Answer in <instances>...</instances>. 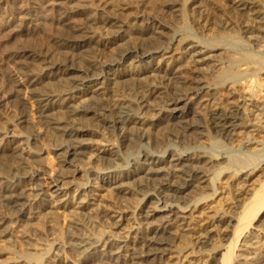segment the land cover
I'll return each mask as SVG.
<instances>
[{"label":"bare ground","instance_id":"obj_1","mask_svg":"<svg viewBox=\"0 0 264 264\" xmlns=\"http://www.w3.org/2000/svg\"><path fill=\"white\" fill-rule=\"evenodd\" d=\"M55 1H60V4H68L75 0ZM115 1L117 0H101L97 4L102 14L106 15L107 13L110 16L106 25H103L104 32L106 31L107 34L111 32L112 28L115 29V32L116 30L121 31L122 27L127 24V19L130 20L128 17L140 18L143 15L146 16L149 11L148 0H128L129 2L124 3L123 6L114 9L117 6L114 7L111 4ZM203 1L205 0H194L193 4L195 6L198 2L201 4ZM8 2L9 0H0V10H5L6 6H9ZM160 2L154 10L161 7L176 11V7L179 5L178 0H162ZM217 2L219 1L217 0ZM221 3H225V5L227 3L230 7L246 13L243 19L239 18L240 21L242 20L240 29L249 45H256L263 51L264 7H260V4L252 0H221ZM214 9L215 12L210 13V16L209 14L208 16H197L196 23L203 26L202 28L210 24L211 26L217 24L223 30L233 27L230 16L222 13L218 4L213 6V11ZM227 12L229 13V11ZM72 18V16L65 15L60 21V24L65 26L61 29L60 39L63 40V37L74 38L75 41L58 46V52L61 54L58 59L53 58V54L49 50L25 47L8 56L11 59L10 62L19 65V67H13L12 73L10 72L13 79L18 81L14 80L13 91L6 93L0 88V106L5 104L4 102L10 97L18 98L20 109L17 110L15 121L22 125L27 123L31 117L30 124L34 121L35 130L27 137L30 139L29 144L32 142L34 146H37V149L31 152L25 150V146L23 147L22 142H19L15 136H9L3 141L0 148V171L6 174V178L11 177L12 179L0 188V208L10 213L7 215L0 212V227L9 221L25 222L29 217L27 216L29 212L45 211L47 213L51 210L54 211V214L57 212L63 215H59V218L63 217L61 225H64L65 219L67 220L64 212L68 207L74 205L76 209H86L89 202L87 204L86 198L83 196H80L82 197L80 200L65 201L61 204H56L57 199L55 198L65 195L66 190L69 189L68 185L77 178V175L78 177L81 175V171V173L89 174L93 167L97 170H108L111 167L116 169L120 165L113 160L111 162V160L105 159L104 155L112 154V149L95 150L92 144L85 142L89 139L86 138L87 135L102 136L104 141L110 144L118 142L124 149L133 151L137 147L140 156L136 159L133 158L132 164L127 162L128 164L126 163L127 165L121 169L122 171L116 172V170L109 169L110 171L104 173L107 175L106 177L100 176V192L111 191V194L113 192L115 195H120L122 201L130 198L127 195H131V193L142 195L143 198L138 201L142 204L137 215L135 214V218L144 221L155 219L159 211H163L165 214L159 216L161 219H166L163 220L164 222L161 220L162 223L158 227L145 230L137 229L138 231L136 230L131 236L132 239L129 242L120 240L125 243L123 245L116 241L119 239H111L105 235L106 238L101 241L102 250L105 253L102 258L95 257V252H97L95 250H99V248L93 241L94 238L84 237L75 232L80 230L78 228L80 223L76 227L71 226L73 228L71 232L68 231V234L64 236L66 241L62 246L63 257L52 258L54 264H87L94 260L98 261L96 264H149L150 260H154L152 261L154 264H264V243L259 238L264 234V159L262 158L263 160L256 164H246L247 161L244 158L246 163L241 164L242 170H238L240 163L237 164L234 161L230 166L225 165L218 168L220 164L227 163L225 151L221 149L217 150V154H213L205 144H201V148L195 144L198 139L205 137V133H208L216 139L215 144L217 143L219 148H223L226 144L233 146L234 143L241 142L245 148L250 149V146L256 142L257 136H260L259 138L264 136V115L258 114L260 103L254 97L255 88H261L264 84L262 80L257 79V76L254 77L256 72H253V68L251 70V66H248L254 63L253 59H250L251 55L242 57L243 63L241 64H234V61L229 62V65H225L223 61L213 64L212 77L221 76L222 79L210 83L200 76L197 69L207 65L218 49L209 48L200 40L190 37L179 39L178 37V40L175 41L176 44L174 43L176 47L173 49L170 46L171 43L166 44L159 36L142 38L141 35H135V37L128 35V40L132 37L130 43L117 45L119 40L125 39L123 35L125 32L122 34L117 31V35L111 33V36L105 37L104 41L98 42L90 34L92 29L95 30L93 28L95 20H93V24L84 22L79 27H77L78 24H74L76 25L74 27L71 24ZM49 26L50 24L47 28ZM153 26L159 33V29L165 25L155 22ZM209 32L211 31L209 30ZM81 49L82 51L83 49L89 50L88 54L77 58L73 51ZM105 49L110 51L106 56ZM218 54L223 55L222 51H218ZM225 55L226 58L230 57L229 55L227 57L226 53ZM262 57L264 58V53H262ZM131 58L135 59V62H145L146 65L141 68L137 66L139 67L137 69H135L136 65L132 67L131 78L135 81L134 85L119 86V82L124 83V80L121 82L120 79L130 71H119L117 75L112 74V71L123 66V63ZM216 58L218 57L216 56ZM223 58H225L224 55ZM166 61H168L167 67H164ZM30 64L39 65L38 69L42 71L37 79H31L27 71ZM45 64L50 67L42 66ZM262 68H264V64L259 70ZM201 69L199 70L201 71ZM182 70H186L188 75L184 77L177 74ZM262 71L264 73V70ZM247 76L251 77L250 80L247 79L251 86L244 89L243 82L246 81ZM125 82L127 81L125 80ZM40 84H50V87L40 90L36 88ZM56 92L60 93V98L64 102L59 105L50 104V98L55 96ZM255 94L257 93L255 92ZM191 104L196 105L197 111H192L194 106L191 110ZM56 109L61 111L62 119L52 117L53 111ZM166 112L168 113L165 114ZM40 122L45 124V129L49 127L60 129L61 135L59 132V136L50 135L53 133L49 132L50 134H48V130L46 132L48 135L45 134ZM244 134H247L248 137ZM243 137L248 139L243 140ZM49 139L56 141L55 154L67 157L65 160L63 159L64 162L71 164V160L73 162V159L76 161L77 157H82L85 158L83 160L87 169L84 167V170L78 166L69 170L61 169L58 162L54 163L55 158L48 149L46 140ZM24 140L27 141L26 138ZM90 140L92 139L90 138ZM146 143H150L151 149H144L145 151L141 153L140 146ZM173 143H182L184 146L182 149H171L170 146ZM168 150L169 159L159 155ZM123 152L125 153V151ZM41 155L44 156L41 157ZM79 158L77 160H80ZM251 161L248 160V162ZM167 162H169L170 168L174 167L173 171L163 169ZM232 167L235 168L232 169ZM216 169H219V174L223 175L221 177L224 180L222 186H220L222 181L219 186H214L213 182L216 179H209L210 174L214 173ZM175 178H182V184L175 185L173 183ZM133 183L138 186L134 189H129V187V191H124V187L133 185ZM211 183L214 188L210 186ZM209 189L212 193L201 194L200 199H207L208 196H214L213 194L217 192L219 200H223L221 206L211 209L213 205L207 201L198 205L197 203L193 205L188 203L190 200H187V196L190 192H207ZM149 190H153V193ZM35 192L36 194L41 192L44 195H49L55 200L51 202L30 199ZM83 194L85 196V193ZM98 197L102 196L99 194ZM121 198L117 197L118 200ZM155 198L158 202L161 201L164 208L158 210L156 206L151 205ZM170 200L178 204L182 202L185 206L170 205L168 204ZM119 202L120 200L104 209H99L98 223L103 224L108 220L107 224L111 229L119 230L121 225L123 226V223L126 222L125 213L127 212L123 209L124 207L121 208L122 204L120 202V206ZM115 233L117 234V232ZM118 233L120 232L118 231ZM35 235L38 237L37 232ZM124 237L127 238V236ZM67 243L69 245H66ZM83 247L84 249L92 247L94 254L91 255L94 257H89V259H86L88 258L86 256L77 257L76 253L80 252Z\"/></svg>","mask_w":264,"mask_h":264},{"label":"rangeland","instance_id":"obj_2","mask_svg":"<svg viewBox=\"0 0 264 264\" xmlns=\"http://www.w3.org/2000/svg\"><path fill=\"white\" fill-rule=\"evenodd\" d=\"M90 1L75 0V1L68 3V4H62V3L60 4V1L58 2L55 0H9V2H8L9 6H6L7 8L3 11L0 10V88L3 89L6 93H7V91L10 92L14 88L15 82L17 80V79H13L11 73H12V70L14 69L13 67H15V66L19 67V65L14 64L12 61L10 62L11 59L8 56L15 54L17 51H19L20 49L25 47L28 49H31V48L40 49L41 48V49L49 50V52H51V54H53L52 57L58 59L61 56V54L58 52V49H59L58 46L60 47L61 44L68 43L69 41L70 42L75 41L74 38L73 39L71 38L72 40L69 38H64V37H63V40L60 39L61 38L60 37L61 29L65 28V26L60 24V21L65 15L72 16L73 17L72 18L73 23L71 21V24H73V25L78 24L77 27H79V25H82V23H84V22L88 23V24L94 23L93 28L95 30H93L91 28L92 30H91L90 34H92L91 36H93V39L95 41H98V42L104 41V38L107 37L108 35L111 36L110 35L111 33H112V35H117V31H119L118 33H122V34L125 32L123 34L125 36V39L124 40L121 39V41L119 40L117 45L118 44H121V45L127 44L128 42L130 43L132 41V37H135V35L136 36L141 35V36H143L142 38H149V37L152 38L154 36L155 37L159 36L162 41L166 42V44L171 43L170 46L172 48L176 47L174 45V43H175L176 39L178 40V37H179V39L181 37H190V38H193L195 40H200L203 44H205L209 48L218 49L216 51L217 53L215 52L216 53L214 55L215 57L213 56V58L210 59V61L208 62L207 65H203L201 67L202 69H206L208 71H203L201 68H199V69H201V71L199 69H197L200 76L203 77V79L209 81L210 83H214V82L222 79V78H220L221 76L216 77V78L212 77V74H213L212 72L214 71L213 64H219L222 61L225 62L224 63L225 65H229V62H231V61L232 62L234 61L233 62L234 64H237V63L241 64V63H243V61L241 60L242 57L251 55L250 59L251 60L253 59L252 62H254V63L250 62L251 64H249L248 66H251L250 67L251 70L253 68V72H256L255 73L256 75H254V77L257 76V79L262 80V83L264 84V79H263L264 73H262L263 72L262 70H264V68L259 70V68L261 66H263V64H264V62H262V61H264V58L262 57V53H264V50L263 51L260 50L256 45H249L248 42L246 41V38L244 37V35L242 33V30L240 29L241 21H242V20L240 21V19H243L244 15L246 13L244 14L243 13L244 11L230 7L229 5H227V3H226V5H225V3L224 4L221 3V0H218L219 2H217V0H205V1L201 2V4L198 2L197 3V5L199 4L198 6L196 4L194 6V4H193L194 0H178L179 5L176 7L177 8L176 11H174L173 9L172 10L171 9H168V10L162 9L161 7H158V10L157 9L154 10L155 7L158 6L159 2L160 1L162 2V0H148L149 1L148 10L149 11L147 12L146 16L143 15V17H140V18L135 17V16L134 17H128V18H130V20L127 19V24L122 27L121 31L116 30V32H115V29L113 30V28H112L111 32L109 34L105 33L106 31L104 32L105 28L103 27V25L104 26L106 25V23H107L106 21L109 20L110 16H108L107 13H106V15L102 14L99 11L98 6H97V4L101 0L100 1L99 0H90ZM129 1H131V0H129ZM129 1L128 0H125V1L117 0V1L113 2L111 5H113L114 7L117 6L116 8H114V9H117V8L123 6L124 3H127ZM252 1H255L257 4H260L259 5L260 7H264V0H252ZM215 4H218L220 6L222 13L230 16L232 23H233L232 24L233 27L232 26L230 27V29L232 31L229 28L223 30L217 24H212V26L210 24L207 27L202 28L203 26L198 25V23H196L195 18L197 16L198 17L201 15L208 16V14L210 16V13H212V12L214 13L215 9L213 11V6ZM65 5H67V6L65 7ZM201 5H203V7H201L203 9L200 8ZM198 7H199V9H198ZM192 8L194 9V11ZM226 10L229 11V13ZM196 11H197V14H196ZM207 12H209V13H207ZM133 13H131V14H133ZM240 13L242 14V16ZM98 15H100V16H98ZM147 16H149V17H147ZM101 17H102V19H101ZM93 20H95V21L93 22ZM89 21H91V22H89ZM151 21L153 24L151 23ZM97 22H98V24H97ZM155 22H161L165 25V26L161 27V29H159L160 30L159 33L156 32L157 29H155L153 26ZM95 23H96V25H95ZM49 24H50V26H49L50 29L47 28V26ZM76 25H74V27ZM95 27L97 28V30ZM41 29H42V31H41ZM209 30L213 34L211 32H209ZM221 32L223 33L222 35L220 34ZM209 34H211V35H209ZM215 34H218V35H215ZM128 35L132 36V37H130L131 39L129 38V40H128V37H129ZM204 35H206V36H204ZM230 35H231V37H229ZM233 36L234 37L236 36L235 37L236 39ZM205 37H208V38L205 39ZM56 48H57V50H56ZM110 49L111 48H109V50ZM109 50L105 49V53H106L105 56L110 53L111 50L110 51ZM88 51L89 50H84V49L82 51V49H81V50L73 51V54L76 55L77 58H82L83 56L88 54ZM218 51H222V54L224 55L225 58H226L225 53L227 54V57H228V55L230 57L225 59V58H223V55L218 54ZM75 53H77V54H75ZM234 55H235V57H234ZM216 56L218 58H216ZM231 56H233L234 59L231 58ZM167 63H168V61H166V64L164 65V67L165 66L167 67ZM145 65H146L145 62H141V63L135 62V59L131 58V59H128L125 63H123V66L119 67L118 69H113L112 74L117 75V73H119V71L120 72L121 71H130L128 73L129 75L127 74L120 79L121 82L124 80V83H126V84H124L123 82L121 84L119 82L118 85L119 86L134 85L133 83H135V81H133L134 79L131 78V76L133 75L132 74L133 73L132 67L135 66V69H137L139 67L140 68L144 67ZM38 66L39 65H36V64L35 65L30 64L29 67L27 68V71L30 74L31 79H37L39 77V75L42 73V71L38 69L39 68ZM42 66H45L46 68L50 67V65H47V64L42 65ZM137 66H139V67H137ZM254 66H255V68H254ZM30 67H31V69H30ZM34 67H35V69L33 70ZM20 69H22V68H20ZM33 71H35L37 73H35ZM180 72L181 73H177V74H179V75L181 74V76H184V77H185V75H188L186 70H182ZM210 78H212V79H210ZM250 78H251L250 76H247L246 81H247V79L250 80ZM14 80H15V82H14ZM125 80L127 82H125ZM249 80L247 82L245 81L247 83L246 86H245V82H243L244 86L243 85L242 86L244 89L245 88L248 89L251 86V83ZM54 83H57V82H54ZM249 83H250V85H249ZM49 85L50 84H48V85L47 84H42V85L40 84L38 87L36 86V88H39L40 90H42V89L44 90V89H48L50 87ZM263 87H261V88L257 87V88H255L256 90L254 91V97L257 99V102L260 103V106L257 110L258 114L260 113V115H264V89H263ZM39 89L38 90L36 89V90L40 91ZM248 91H250V90H248ZM255 92L257 94H255ZM53 94H55V93H53ZM259 94H261V95H259ZM260 96H262V97H260ZM17 99H18L17 97L16 98L10 97L9 100H6L4 102L5 104L0 106V120H1L0 121V148L3 145V141L6 138H8L9 136H15V137H17L19 142H22L23 147L25 146V148H26L25 150H27L29 152L34 151V150L36 151L37 146H34V144H32V142H31L32 145L29 144L30 139H28V137H27V136L33 134V132L35 130L34 121L32 120L33 122L30 124L31 117H29V121H28L29 123L27 122V123H24L22 125L17 124L18 121H15L16 115H17V110L20 109L18 107L19 105H18ZM259 99H261V100H259ZM62 102H64V100H62L60 98V93L55 94V96L53 95L49 101L50 104H57V105H59ZM192 107H193V110H192ZM191 110L197 111L196 105L191 104ZM167 113L168 112H166L165 114H167ZM52 117L62 119L61 111L59 109L54 110ZM197 117H199V116L197 115ZM36 119L38 120V118H36ZM40 126L42 127V129L45 130V134L53 133L50 135H58L59 136V133H60V135H61L60 129H57V128L55 129V127H49L47 129H45L44 128L45 124H43L41 122H40ZM47 130H48V132H47ZM244 136L248 137L247 134L246 135L244 134ZM206 137L208 138V140ZM246 137H243V140H247L248 138H246ZM259 137L260 136H257L256 137L257 139L255 138L256 142L253 143L252 146H250V149H248L247 147L245 148V146L241 142L240 143L237 142L234 144L232 143L233 146L232 145L229 146L230 144H226L223 148H219V146H217V143L215 144L216 139H214V137L212 135H210V134L208 135V133H205V137L200 138V140H202L203 142L204 141H206V142L201 143V141L198 139L199 142L197 140L195 144L199 145L200 148L202 147V145L205 144L207 149L213 154H217L218 153L217 150L219 151L222 149L223 151H225L224 155L227 158V163L220 164L218 166V168L224 167L225 165L230 166L233 164L232 161H234V163H237V164L240 163L238 165V170H242V168L240 166L242 163H246L245 161H247L246 164H249V163L256 164V163H259V161L264 159V136H261V138H259ZM25 138L27 141L24 140ZM86 138L87 139L89 138V139L86 140L85 142L92 144L95 150L96 149H99L102 151L107 150V149L113 150L112 154L109 153L110 156H109V154H105L104 157H105V159H108V161L111 160V162L114 161L117 164L119 163L120 167L119 166L116 167V165H114L116 167V169L114 167H111L112 169L109 168L111 171H115V170H116V172L118 170L120 171L121 169H123V167L125 165L128 164L127 162H129V164H132L134 162L133 158L136 159V157L140 156V154L137 151V149H138L137 147H135L134 150L132 151V149H127V148L124 149L123 146L120 147L118 142H117V144L114 142L113 143L114 145L110 144L107 141H104V138H102V136H100V137L99 136H93L92 137L91 135H87ZM90 138L92 140H90ZM262 139H263V141H262ZM46 144L48 146L49 151L52 152V155L55 158L54 163L58 162V165H60L61 169L69 170V169H73L74 166H78L82 169L85 167L87 169V166L84 165V160H83L85 158L77 157L76 161H75V159H73V162L71 160V162H70L71 164H69L67 162H64V160L67 157H65L61 154H59V155L55 154L56 148H57V146L55 147V145H57L55 140H53V139L52 140H50V139L46 140ZM149 144L150 143H148V144L146 143V144H143V146H140L141 153H142V151H145L144 149H146V150L151 149ZM183 146H184V144H182V143L181 144L180 143H173L170 146V148L171 149H182ZM227 147H228V149H227ZM123 151H125V153ZM157 155H158V153H157ZM159 155H162L163 158H165V159L170 158L169 157V150L166 153H161ZM241 155H243V156H241ZM43 156L44 155H41V157H43ZM78 158L80 160H77ZM244 158H246L245 161H244ZM249 159L252 161L248 162ZM124 160H126V161H124ZM121 165H123V166L121 167ZM170 167L171 166H170L169 162H167L166 164H164L163 169L164 170L166 169L167 171H173L172 169H174V167L173 166H172V168H170ZM85 168H84V170H85ZM234 168L235 167H232V169H234ZM109 169L108 170L107 169L97 170L96 168L93 167L90 169L91 172L89 171V174L81 173L82 172L81 171L80 172L81 175L79 177L77 175V178L74 179L68 185L69 189L66 190L67 192L65 193V195L55 198V199H57L56 204H61L65 201L66 202H68V201L74 202L75 200H78V199L80 200L82 198L80 196H83L84 198H86L87 204L89 202V205L86 208L87 210L86 209L81 210L78 208L76 209L75 206L71 204L72 206L68 207V209L66 210L67 212L66 211L64 212V213H66L65 217L67 218V220L65 219V221H66L64 224L65 226L61 225V224H63V219H62L63 217L59 218L60 217L59 215H61V214H59L57 212L54 214L53 213L54 211L51 210L52 211L51 212V211L47 210L49 213L48 212L45 213V211L39 212L40 214L34 213V212H29V215H27V216H29L30 218L28 217L27 220H25V222L19 223V222H15V221L14 222L9 221L8 222L9 224L7 223V224L3 225L2 227H0V264H54V261H53L54 258H56L57 256L59 258L63 257V247L62 246L66 241V239H65L66 237L64 238V236L66 234H68V231L71 232V229H73L72 227L78 226L77 224H79V223H80L79 226L82 224L80 227L78 226V228H80V230L79 231L76 230L75 232L77 234L80 233V235H82L84 237L90 236L91 238H94L93 241H95V243L98 245L97 247L99 248V250H95V251H97V252H95L96 258H102L105 255V253L102 250L103 247L101 246V244H102L101 241H103V239H105L106 236H108L111 239H119L116 241L120 242V244L123 245L125 243L121 242L120 240L123 239L125 242L126 241L129 242L130 239H132L131 236L134 235V233L136 232L137 229L140 230V228H141V229L145 230L148 228L160 226L162 221L166 219V218L161 219L160 218L161 216H159L160 214L161 215L165 214V212H163V211H159L158 216L155 219H149V220L144 221V220H138L135 218V214L137 215V212L139 211L140 205L142 204V203H138L139 199L143 198L142 195H139L137 193L136 194L131 193L132 196L127 195V197L130 196V198H127L125 201L124 200L122 201V198L120 197V195H115L113 192L111 194V191H109L108 193L106 190L104 191V193H103V191L100 192V189H99V184H101V180H99L101 178L100 176L103 177V175H104L106 177L107 175L104 173H107L108 171H110ZM124 169H126V168H124ZM111 173H114V172H111ZM222 176H223L222 174H219V169L218 170L216 169L214 173L210 174L209 179H216L215 182H213L214 186H216V185L219 186L220 181H222V184L220 185V186H222L223 181H224L221 178ZM7 178H9V179H7ZM7 178H6V174H4V172L0 171V188L2 185L8 184L9 180L12 179L11 177H7ZM181 182H183L182 178H180V179L175 178L173 180V183L175 185H178V184L181 185L182 184ZM213 184L211 183L210 186H212ZM137 186H136V183H133V185H130L128 187H124V191H129V189H131V188L134 189ZM214 186H212V187L214 188ZM126 188H127V190H126ZM213 188H211V189H213ZM211 189L207 190V192L206 191L205 192L197 191L198 193L197 192L196 193L190 192V194H189L190 196L189 195L187 196V200H190L188 203L192 204V205L197 203V205H198L200 203H203L204 201H207V202H210L211 205H213L211 209H214V207L216 208V207L221 206L223 200H219V198L217 197V192H215V194H213L214 196L211 195L212 197L208 196L207 199H203V200H202V198L200 199L201 194L212 193V191H210ZM150 192L153 193V190ZM81 193H82V195H81ZM83 193H85V196ZM101 193H102V195H101ZM99 194L102 197L99 198L98 197ZM192 195H194V196H192ZM95 197H96V199H95ZM117 197L121 198V199H119L121 204H122L121 208L124 207L123 209L127 211L126 212L123 210L124 212H126L125 213V216H126L125 221L126 222L123 223V226L121 225L119 230L117 229L120 233H118L117 230H113L110 228V225L107 224L108 220L106 221V223H103V224L98 223L99 218L97 215L99 209H104L108 205H113L114 202L117 203V201H119L117 199ZM197 198H199V199H197ZM30 199L35 200V201L47 200V201H51V202L53 200H55L54 198H51L49 195H44L41 192L39 194H36V192H35V194L33 196H31ZM94 199H95V201H94ZM123 199H125V197H123ZM212 199H213V202H212ZM83 201H85V199H83ZM216 201H217V203H216ZM120 202H119V205H120ZM207 202H205V203H207ZM214 203L216 204V206ZM168 204L176 206V207H182V206L184 207L185 206L182 202H179V204H178L177 202L171 201V200L169 201ZM181 204H183V205H181ZM217 204H218V206H217ZM151 205L153 207L156 206L158 210L164 208V207H162L161 201L158 202L156 198L153 199V203ZM3 210H5V209L0 208L1 213L4 212L3 214H7V215L10 214L7 210L6 211H3ZM56 214H58V215H56ZM61 216H63V215H61ZM127 216H129V217H127ZM55 217H57L58 219ZM74 223H76V224H74ZM108 225H109V227H108ZM62 226L64 227V229ZM66 226H68V227H66ZM100 230H103V231H100ZM35 232L38 233V237H37V235H35ZM115 232H117V234ZM118 235L120 236V238ZM122 236L123 237L127 236V238L126 237L123 238ZM259 238H260L261 242L263 241L262 243H264V234H262V236H259ZM66 245H69V243H67ZM91 248L84 249V247H83V249H81L82 252L80 251V252L76 253L77 257L80 258V257L86 256V257H88L86 259H89V257L90 258L94 257L91 255V254H94V253H92V251L94 252V250H92ZM55 253H56V255H55ZM150 261H149V264H154L152 262L154 260H150ZM97 262L98 261L94 260V261L88 262L87 264H96ZM144 264H146V263H144Z\"/></svg>","mask_w":264,"mask_h":264}]
</instances>
